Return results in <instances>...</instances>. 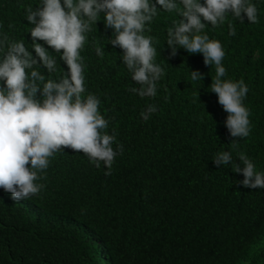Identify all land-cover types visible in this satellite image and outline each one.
Instances as JSON below:
<instances>
[{"label": "trees", "instance_id": "obj_1", "mask_svg": "<svg viewBox=\"0 0 264 264\" xmlns=\"http://www.w3.org/2000/svg\"><path fill=\"white\" fill-rule=\"evenodd\" d=\"M175 3L182 9L180 0ZM249 3L257 8V22L229 13L216 26L202 19L205 27L196 33L221 43V80H243L249 89L242 103L250 133L243 138L230 137L228 113L211 92L216 66L183 47L170 55L168 30L181 19L176 11L157 5L142 33L151 38L153 63L164 70L156 96L144 98L130 91L141 85L132 80L123 50L110 43L114 34L105 28L104 14L98 15L79 50L81 99L92 94L100 101L98 112L109 121L100 131L115 133L111 146L117 151L122 145V154L108 169L102 161L97 168L83 152L64 149L38 171L42 178L34 183L44 185L39 194L14 201L0 188V264H264V189L244 188L238 183L243 175L231 163L218 168L212 162L218 152L230 151L243 167L238 156L244 153L264 173V0ZM40 4L0 0V61L13 42H23L36 57L27 10ZM36 43L55 60V70L38 63L26 73L35 70L44 82H59L69 71L63 50ZM196 70L203 79L192 81ZM44 82L37 81L41 91ZM41 91L35 98L42 102ZM149 105L157 111L145 120L141 112Z\"/></svg>", "mask_w": 264, "mask_h": 264}, {"label": "clouds", "instance_id": "obj_2", "mask_svg": "<svg viewBox=\"0 0 264 264\" xmlns=\"http://www.w3.org/2000/svg\"><path fill=\"white\" fill-rule=\"evenodd\" d=\"M180 3L182 9L175 0H155V3L150 0H63V5L61 0H41L35 11L27 10V20L35 25L31 37L36 57L23 42H13L0 61V81L5 84L0 88V188L10 193L14 201L39 194L44 185L34 183L42 178L37 173L48 168V158L57 151L83 152L97 168L102 161L108 169L118 152L122 154V145H117V151L111 146L115 133L108 135L100 131L109 124L98 112L100 101L92 94L81 99L85 88L79 50L85 42L84 33L91 30V24L97 22L101 13L105 28L113 30L114 39L110 43L123 50L122 60L132 80L141 85L130 91L144 98L156 96V82L164 75V70L153 63L156 53L151 38L142 33L146 23L157 15V5L167 12L176 11L181 19L168 30L170 55L174 57L177 49L183 47L192 54L202 53L206 66H216L211 92L217 94L218 103L228 113L225 123L230 137L249 135V112L242 103L249 90L247 85L243 80H221L226 75L221 63L225 55L221 43L210 40L206 34L196 33H201L205 27L202 19L216 26L223 23L229 13L242 22L243 13L250 23H255L256 6L249 0H205L204 4L199 0H180ZM229 34L235 35L231 26ZM37 40L45 41L56 52L63 50L61 59L69 71L59 82H44L45 77L35 70L30 76L26 73L25 69L38 63L48 72L55 70V60ZM96 53L103 55L100 47L96 48ZM190 75L192 81L203 79L198 70L191 71ZM37 81L44 82L42 91ZM38 91L44 97L42 102L35 98ZM156 111L155 105H149L141 112V117L146 120ZM238 159L243 167L233 162L230 151H223L218 152L212 162L218 168L231 163L233 171L243 175L238 183L244 188L264 189V173L255 170L246 154L240 153Z\"/></svg>", "mask_w": 264, "mask_h": 264}]
</instances>
